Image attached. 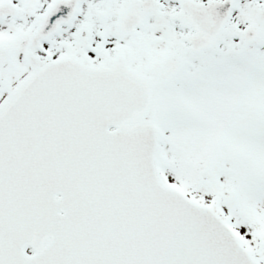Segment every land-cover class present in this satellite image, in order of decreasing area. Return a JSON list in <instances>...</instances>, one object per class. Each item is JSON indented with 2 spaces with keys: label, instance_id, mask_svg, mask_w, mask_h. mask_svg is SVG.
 Instances as JSON below:
<instances>
[{
  "label": "snow or ice",
  "instance_id": "obj_1",
  "mask_svg": "<svg viewBox=\"0 0 264 264\" xmlns=\"http://www.w3.org/2000/svg\"><path fill=\"white\" fill-rule=\"evenodd\" d=\"M0 264H264V0H0Z\"/></svg>",
  "mask_w": 264,
  "mask_h": 264
}]
</instances>
